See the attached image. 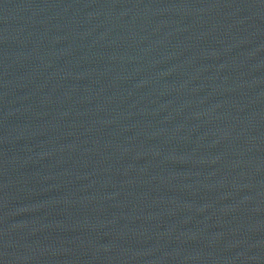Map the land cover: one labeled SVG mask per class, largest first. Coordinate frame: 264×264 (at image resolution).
<instances>
[{
    "label": "water",
    "instance_id": "1",
    "mask_svg": "<svg viewBox=\"0 0 264 264\" xmlns=\"http://www.w3.org/2000/svg\"><path fill=\"white\" fill-rule=\"evenodd\" d=\"M0 264H264V0H0Z\"/></svg>",
    "mask_w": 264,
    "mask_h": 264
}]
</instances>
